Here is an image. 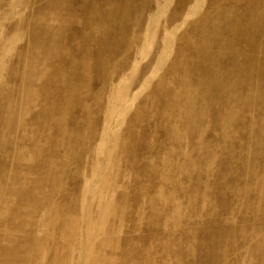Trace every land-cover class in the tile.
<instances>
[{"label": "rangeland", "instance_id": "374dc122", "mask_svg": "<svg viewBox=\"0 0 264 264\" xmlns=\"http://www.w3.org/2000/svg\"><path fill=\"white\" fill-rule=\"evenodd\" d=\"M0 264H264V0H0Z\"/></svg>", "mask_w": 264, "mask_h": 264}]
</instances>
